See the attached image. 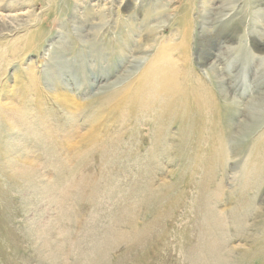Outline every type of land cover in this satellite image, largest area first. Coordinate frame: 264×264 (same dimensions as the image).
Here are the masks:
<instances>
[{"label": "rangeland", "instance_id": "374dc122", "mask_svg": "<svg viewBox=\"0 0 264 264\" xmlns=\"http://www.w3.org/2000/svg\"><path fill=\"white\" fill-rule=\"evenodd\" d=\"M0 264H264V0H0Z\"/></svg>", "mask_w": 264, "mask_h": 264}, {"label": "bare ground", "instance_id": "6f19581e", "mask_svg": "<svg viewBox=\"0 0 264 264\" xmlns=\"http://www.w3.org/2000/svg\"><path fill=\"white\" fill-rule=\"evenodd\" d=\"M148 71V70H147ZM151 72V71H150ZM150 74V73H149ZM116 107H119V103L115 105Z\"/></svg>", "mask_w": 264, "mask_h": 264}]
</instances>
